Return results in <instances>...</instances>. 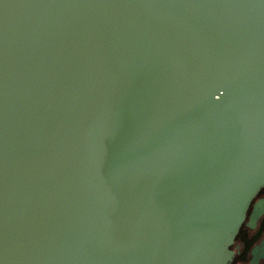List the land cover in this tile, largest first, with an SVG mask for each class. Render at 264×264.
I'll use <instances>...</instances> for the list:
<instances>
[{
	"label": "water",
	"instance_id": "water-1",
	"mask_svg": "<svg viewBox=\"0 0 264 264\" xmlns=\"http://www.w3.org/2000/svg\"><path fill=\"white\" fill-rule=\"evenodd\" d=\"M262 187L264 0H0V264H231Z\"/></svg>",
	"mask_w": 264,
	"mask_h": 264
},
{
	"label": "flooded vegetation",
	"instance_id": "flooded-vegetation-1",
	"mask_svg": "<svg viewBox=\"0 0 264 264\" xmlns=\"http://www.w3.org/2000/svg\"><path fill=\"white\" fill-rule=\"evenodd\" d=\"M264 199V187L258 192L247 211V217L237 234L232 249L235 252L231 264H264V212L254 221L252 213Z\"/></svg>",
	"mask_w": 264,
	"mask_h": 264
}]
</instances>
